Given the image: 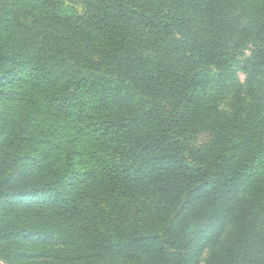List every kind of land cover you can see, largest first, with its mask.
Returning a JSON list of instances; mask_svg holds the SVG:
<instances>
[{
    "label": "trees",
    "instance_id": "obj_1",
    "mask_svg": "<svg viewBox=\"0 0 264 264\" xmlns=\"http://www.w3.org/2000/svg\"><path fill=\"white\" fill-rule=\"evenodd\" d=\"M33 1L64 39L91 29L120 81L80 99L0 0V264H264V0H241L238 17L214 0H95L99 17L75 9L83 0ZM107 15L166 38L171 54L149 65ZM242 18L260 83L228 118L202 92L232 86Z\"/></svg>",
    "mask_w": 264,
    "mask_h": 264
},
{
    "label": "rangeland",
    "instance_id": "obj_2",
    "mask_svg": "<svg viewBox=\"0 0 264 264\" xmlns=\"http://www.w3.org/2000/svg\"><path fill=\"white\" fill-rule=\"evenodd\" d=\"M7 3L10 6L13 5L14 28L24 39L28 49L46 54L51 63H56L59 66V74L64 72V76H70L72 90L80 99L96 102L104 93L108 92L110 82L120 81L105 44L91 29L87 38L64 39L62 36L63 27L56 22V19L46 21V11L33 0H7ZM241 3V0H214L212 5L217 12L229 11L234 17H238ZM66 6L63 10L70 15L71 11L68 8L73 7V4L67 3ZM83 7L90 10L93 16L106 15L105 9L99 7L95 0H83L81 4L75 5L78 12H82ZM107 17L110 22L124 24L138 42L141 53L144 54L149 65H152L159 56L171 54V48L166 38L156 40L149 30L138 29L136 26L124 23L112 16L107 15ZM244 26L245 21L242 18L232 40L233 44H240L241 50L233 59L230 67L232 86L229 91H219L215 84L208 83L202 92L203 100L214 102L219 111L228 118L235 117L236 113L241 111L240 107L244 108L249 102L247 95L249 86H259L260 83V80L252 75L251 68L247 64L253 50V42L244 36ZM180 68L193 69L186 62L182 63ZM216 72L217 68H211V74L207 81H216ZM57 77L55 76L51 81L55 83L59 80ZM251 81H255L256 84ZM75 83H78L76 88H74ZM118 93L130 98L139 96L138 93L133 95L132 91L125 89L123 85H119ZM25 113L26 111L22 110L18 111L17 115L23 117ZM91 159L93 158L91 157ZM26 246L27 250L25 251L33 250L31 245ZM15 250L24 251L22 248Z\"/></svg>",
    "mask_w": 264,
    "mask_h": 264
}]
</instances>
